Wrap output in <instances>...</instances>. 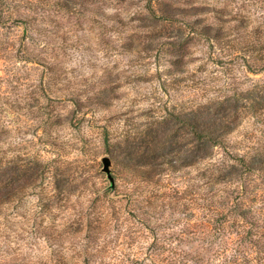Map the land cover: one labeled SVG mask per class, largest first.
<instances>
[{
  "label": "rangeland",
  "instance_id": "obj_1",
  "mask_svg": "<svg viewBox=\"0 0 264 264\" xmlns=\"http://www.w3.org/2000/svg\"><path fill=\"white\" fill-rule=\"evenodd\" d=\"M263 34L264 0H0V264L228 254L234 215L206 183L224 151L179 167L183 119L238 98L228 153L264 143L246 98L264 96ZM160 160L156 182L127 169Z\"/></svg>",
  "mask_w": 264,
  "mask_h": 264
},
{
  "label": "trees",
  "instance_id": "obj_2",
  "mask_svg": "<svg viewBox=\"0 0 264 264\" xmlns=\"http://www.w3.org/2000/svg\"><path fill=\"white\" fill-rule=\"evenodd\" d=\"M255 41L262 43L258 49L263 48L264 58V37L255 38ZM246 98L252 100L250 108L253 112H259L260 120L264 122V96L256 98L248 94ZM238 106V98L225 97L184 113L183 122L193 127V136L184 139L178 155L179 167H187L203 162L213 155L217 146L222 147L225 157L207 167L206 183L210 190L216 186L211 201L223 207L228 206L234 215L231 223L237 228L233 240L235 246L229 247L228 254L225 253L216 262L200 256L198 252L181 251L168 253L165 264H264V143L249 144L242 154L228 153L225 136L236 126L234 120L229 118ZM152 144L153 157H165L163 151L167 145L158 140ZM165 162L176 168L174 155L166 158ZM138 165L129 164L127 169L133 171L135 178L146 183L159 180L161 175L156 177L155 174L164 167L162 160L150 164L141 161ZM202 173L205 174L204 171ZM5 190V184L0 179V213L6 200ZM233 191L236 194L231 197ZM256 202L258 205H255Z\"/></svg>",
  "mask_w": 264,
  "mask_h": 264
},
{
  "label": "water",
  "instance_id": "obj_3",
  "mask_svg": "<svg viewBox=\"0 0 264 264\" xmlns=\"http://www.w3.org/2000/svg\"><path fill=\"white\" fill-rule=\"evenodd\" d=\"M101 160H102V164H103V166H102L103 170L110 177V169H109L110 158L108 156H103Z\"/></svg>",
  "mask_w": 264,
  "mask_h": 264
}]
</instances>
